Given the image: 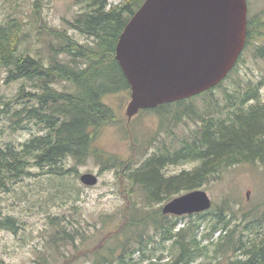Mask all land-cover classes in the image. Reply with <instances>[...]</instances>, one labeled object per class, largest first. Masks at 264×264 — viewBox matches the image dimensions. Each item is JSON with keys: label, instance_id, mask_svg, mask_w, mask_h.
Wrapping results in <instances>:
<instances>
[{"label": "trees", "instance_id": "16d2710c", "mask_svg": "<svg viewBox=\"0 0 264 264\" xmlns=\"http://www.w3.org/2000/svg\"><path fill=\"white\" fill-rule=\"evenodd\" d=\"M82 1L84 8L66 22L89 37L90 44H80L65 30L48 27L41 14L42 0H32L27 21L10 14L0 22L4 82H20L10 101L11 129L23 127L26 121L37 125L40 132L19 148L12 144L0 146V190L31 176L33 167L62 175L68 170L61 164L68 158L79 164L95 157L102 168L119 166L126 171V181L140 192L141 200L126 204L121 225L108 235L114 246L107 247V254L100 247L94 249L93 264H264V207L240 210L224 198L220 205L186 214L190 221L183 225L179 221L185 215L163 214L161 208L153 207L181 191L201 187L222 169L264 162V101L260 97L263 81L243 91L223 86L235 71L241 53L216 86L190 98L144 109L157 114L160 128L149 141L158 143V150L140 165L132 164L134 153L126 160L106 154L94 144L100 131L116 119L104 97L130 91L116 59V44L144 0H121L116 4L108 0ZM263 26L259 17L247 16L243 50L264 35ZM32 34L38 40L47 37L48 55L37 51L33 54L29 44L24 46ZM258 53L264 57V48H258ZM27 84L31 90L26 89ZM220 87L230 110L225 115L214 93ZM200 97H204L202 110L196 111L190 103L185 106ZM188 121L193 127L174 143L175 129ZM161 133L170 135L168 143L159 139ZM182 160H198L199 164L191 171L165 175V166ZM57 222L56 217L50 220L58 226ZM0 225L15 228L9 216ZM79 234L74 226H60L50 235L48 244L58 247L62 243L75 249ZM165 250L170 258L162 261ZM136 253L139 257L133 259ZM39 259L36 264H49L46 257ZM0 264L8 263L0 260Z\"/></svg>", "mask_w": 264, "mask_h": 264}, {"label": "rangeland", "instance_id": "374dc122", "mask_svg": "<svg viewBox=\"0 0 264 264\" xmlns=\"http://www.w3.org/2000/svg\"><path fill=\"white\" fill-rule=\"evenodd\" d=\"M120 1L108 0V3L116 4ZM84 6L82 0H42L41 14L48 27L65 30L80 44H90L92 40L89 37L71 28L66 22L72 21ZM31 7L32 0H0V22L10 14L27 21ZM247 16L259 17L264 23V0H247ZM46 42L45 35L38 40L32 34L24 46L29 44L33 54L37 51L39 55H48ZM258 48H264V35L243 50L235 71L224 80L223 86L229 90L243 91L248 85L263 81L260 97L264 101V57L259 55ZM4 77L5 72L0 68V146L12 144L19 148L40 132L37 125L26 121L23 127L15 131L11 129L10 103L20 82L6 84ZM57 87L62 88L60 85ZM26 89L31 90V87L27 84ZM214 93L221 106V114H227L230 110L223 89L217 88ZM203 98L189 101L185 106L190 103L196 111H200L204 108ZM104 100L114 109L116 119L100 131L95 146L123 160L130 159L134 153L132 164L140 165L146 156L158 150V143L149 141L157 136L159 117L155 112L142 110L128 120L125 110L130 100L129 90L107 95ZM190 127L193 124L189 121L180 124L172 138L174 143ZM159 136L160 140L169 142L170 135L161 133ZM198 164V160H182L168 164L163 172L166 176L176 175L184 170L191 171ZM61 165L68 170L62 175L45 173L42 171L46 168L33 167L31 176L10 185L6 190H0V221L9 216L15 223L14 230L0 225V260L8 264H36L40 256H43L49 264H65L67 261L69 264H93L94 249L101 248L107 254V247L114 246V241L108 238L109 232L121 225L128 202H140V192L126 181V171L121 167L102 168L95 157H89L79 164L68 158ZM83 173L96 175L97 183L84 185L80 181ZM199 188L207 192L213 206L220 205L224 198H228L236 209H263L264 162L240 163L222 169ZM183 193L185 191L173 197ZM166 202L157 203L153 207L161 208ZM185 216L179 221L180 225L190 221ZM52 217H56L58 226L50 223ZM72 225L80 232L76 238L77 248L62 243L58 247L48 244L55 228H71ZM138 257V253L133 255V259ZM71 258L73 260H66ZM169 258L165 250L162 261Z\"/></svg>", "mask_w": 264, "mask_h": 264}, {"label": "water", "instance_id": "95a60500", "mask_svg": "<svg viewBox=\"0 0 264 264\" xmlns=\"http://www.w3.org/2000/svg\"><path fill=\"white\" fill-rule=\"evenodd\" d=\"M247 0H144L116 44V59L130 85L125 113L198 95L233 68L246 39ZM97 176L80 175L84 185ZM212 200L201 188L163 204L171 215L199 213Z\"/></svg>", "mask_w": 264, "mask_h": 264}]
</instances>
